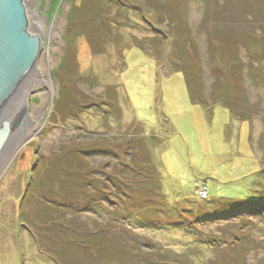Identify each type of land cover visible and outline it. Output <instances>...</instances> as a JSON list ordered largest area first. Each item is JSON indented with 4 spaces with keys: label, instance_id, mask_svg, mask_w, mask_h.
Returning a JSON list of instances; mask_svg holds the SVG:
<instances>
[{
    "label": "rangeland",
    "instance_id": "374dc122",
    "mask_svg": "<svg viewBox=\"0 0 264 264\" xmlns=\"http://www.w3.org/2000/svg\"><path fill=\"white\" fill-rule=\"evenodd\" d=\"M24 5L42 40L35 68L50 56L51 82L36 74L24 105L15 101L13 125L44 98L48 108L0 157V264H264V207L226 204L264 196V0ZM52 26L58 41L44 33ZM184 65L208 108L174 72ZM145 162L146 183L134 176ZM216 202L217 216L197 218ZM144 217L173 222L152 228ZM61 236L89 237L93 250L101 239L106 255L92 259Z\"/></svg>",
    "mask_w": 264,
    "mask_h": 264
},
{
    "label": "water",
    "instance_id": "95a60500",
    "mask_svg": "<svg viewBox=\"0 0 264 264\" xmlns=\"http://www.w3.org/2000/svg\"><path fill=\"white\" fill-rule=\"evenodd\" d=\"M28 27L24 0H0V115L14 90L34 69L43 48L41 38L30 34ZM24 119L14 125L7 117L3 120L0 126V157L14 128Z\"/></svg>",
    "mask_w": 264,
    "mask_h": 264
},
{
    "label": "trees",
    "instance_id": "16d2710c",
    "mask_svg": "<svg viewBox=\"0 0 264 264\" xmlns=\"http://www.w3.org/2000/svg\"><path fill=\"white\" fill-rule=\"evenodd\" d=\"M90 42H91L92 48L93 49H94V47L96 48V49H94V53L95 54L100 53V50L98 48V45L94 41H92L91 37H90ZM140 48L141 49H143V48L146 49L147 47L146 48L145 47L142 48V46H141ZM174 72H182L184 74V78L186 80L187 88H188V90L190 92V96H191L192 101H195V100L196 101H199L200 103L203 104L204 107L208 108L206 106L207 104L202 100V94L196 92L198 90L196 88L197 87L196 81H198V82H200V81H199V79H197V78L194 77L192 67L187 66V65L186 66L184 65L182 68H177ZM230 113H232V112H230ZM233 113H234V111H233ZM208 114L211 115V110H210V113L208 112ZM166 120L168 121V118L167 117H166ZM231 127H232V125H231ZM137 144H139V140L131 139V140H129L127 142L126 145L132 151V149L135 148L137 146ZM75 155L77 157V160L80 162V160L82 159V156L83 155H81V154H75ZM146 164L147 163L145 162V163H143V165L138 166V168H136V170L138 172H137V174L135 173V175H134V176L138 177L139 180L142 181V182H144V183L149 182L151 180L152 176H153V175H151V173H149L148 169H146V166H147ZM142 166H144V167H142ZM151 167H153V166L150 164V168ZM129 172H131V171L130 170L128 171V175H130ZM132 175L133 174H131L130 176H132ZM62 181H63V183H66V184L70 182L69 180H65V178H63ZM110 181H112V184L113 185H116V183H115L116 181L114 179L113 180L110 179ZM87 183H90V182H87ZM157 185H158L157 187H159L161 184H159L157 182ZM127 186L130 187V184H127ZM103 193L106 194L107 192L103 191ZM255 193L256 194H254V195L251 194L247 198H244L242 200L230 201V202L227 201L226 204H230V206H231L229 210L232 211V212H234V211L235 212H246V213H249L251 215L253 214V211L254 210H256V212L257 211L259 212L260 210L263 209L264 206H261V208L259 210L257 209V206L259 205V203H260V205H264V196L259 195L258 192H255ZM107 195H108V197L106 196V198L111 199V200L114 199L112 197L113 194H110V196H109V194H107ZM84 196H85L84 194L83 195H80L79 199H82V197H84ZM214 205H215L216 209H215V211L212 212V215H210L209 213L205 212V215L207 214L206 216H204V214L201 213L202 216H197L196 215L197 218H201V219L203 217L204 218H213V217L217 216L218 213H219L218 212V209L220 208V205L217 204V202ZM255 206H256V209H255ZM84 207L85 206H83L82 209H85ZM252 208H253V210H252ZM193 221L194 220H190L189 222H193ZM144 222H147V224L150 227H152V228H154V227H157L158 228V227L163 226V225H171V223L173 221L171 219L170 221L167 220V222H166L165 220L164 221L163 220H155V219H152V218H149V217H144ZM162 223H165V224H162ZM62 239H63V236H61V239L60 240H62ZM90 239L91 238L88 237L86 239V241H84V244L83 243H80L79 245H76V244L74 245V241L72 242L71 240H67V239H66V241L65 240H62V241L64 242L65 246H67L69 248H72L74 246H77L78 248H80V249H78L79 250V253H84V252L85 253H88L89 252L90 253V256L89 257L92 258V259L97 258L96 256H98L99 254L105 256L106 255L105 252L102 251L104 249V247H105L104 244L102 245V247H100V245H99V244H102L104 241L101 240V239H97V241H98L99 244H97L95 242L97 245L95 246L96 249L93 250V243L94 242L93 241H90ZM90 246L92 247V249H88V247H90ZM173 258H174V256H173ZM174 260H175V258H174ZM66 264H70V263L69 262L68 263L66 262Z\"/></svg>",
    "mask_w": 264,
    "mask_h": 264
},
{
    "label": "bare ground",
    "instance_id": "6f19581e",
    "mask_svg": "<svg viewBox=\"0 0 264 264\" xmlns=\"http://www.w3.org/2000/svg\"><path fill=\"white\" fill-rule=\"evenodd\" d=\"M31 16V15H30ZM56 26V25H55ZM52 26V29L50 31H47L46 29L44 30L46 36L49 37L50 41H52V38L55 37V41L59 40V33L56 30V27ZM53 32L56 33V35L54 36ZM52 44V43H51ZM54 46V43H53ZM51 48V45H48L46 47V50L49 51V49ZM50 57V56H49ZM49 57L43 56L41 57V63H40V68L39 70H37L35 67L32 70V72L21 82V84L19 85L18 88H16L11 96V98H9V100L5 103V105H3L2 107V112L0 115V126L3 123V120H5V118L7 117L8 119H12L17 113H19V105L17 103H15L16 100L19 99V96L21 99V101H17L19 103L22 102V106L24 105V103L26 102V98L24 99L23 95L21 94V91L23 90V85L28 84V87L31 88V86L33 84H35L36 82L35 80V75L36 74H41L42 78L45 81H48V83H50V79L49 77L46 75L44 69H45V65L47 63H49ZM51 58V57H50ZM29 88V89H30ZM43 102V106L40 105H35L34 106V111H33V116H28V118L24 119V123L22 124V126L19 128V130L13 132L8 140V143L5 147V151L4 153L9 152V150L13 147V145L19 140L21 139V137H23L27 132H29L30 130H34L37 129L40 121L42 118L45 117V113H46V109L48 108V100H46V98H44ZM8 113V115L6 114ZM7 115V116H6Z\"/></svg>",
    "mask_w": 264,
    "mask_h": 264
},
{
    "label": "built area",
    "instance_id": "2783aa9c",
    "mask_svg": "<svg viewBox=\"0 0 264 264\" xmlns=\"http://www.w3.org/2000/svg\"><path fill=\"white\" fill-rule=\"evenodd\" d=\"M200 195L203 199H206L208 197V190H201Z\"/></svg>",
    "mask_w": 264,
    "mask_h": 264
},
{
    "label": "crops",
    "instance_id": "0c3cea01",
    "mask_svg": "<svg viewBox=\"0 0 264 264\" xmlns=\"http://www.w3.org/2000/svg\"><path fill=\"white\" fill-rule=\"evenodd\" d=\"M85 46L87 47V45H86V44H84V47H85ZM86 47H85V48H86ZM125 51H126V50H125ZM94 54H95V53H94ZM120 54H121V56H122V57H125L124 50H123V51H122Z\"/></svg>",
    "mask_w": 264,
    "mask_h": 264
}]
</instances>
